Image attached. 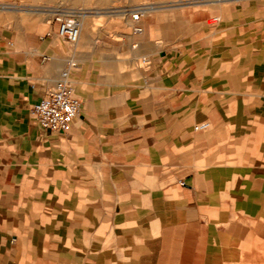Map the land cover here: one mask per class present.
I'll use <instances>...</instances> for the list:
<instances>
[{"label": "crops", "instance_id": "1", "mask_svg": "<svg viewBox=\"0 0 264 264\" xmlns=\"http://www.w3.org/2000/svg\"><path fill=\"white\" fill-rule=\"evenodd\" d=\"M219 14L133 45L128 77L55 26L0 28V264H264V0ZM66 69L81 115L49 132L31 108Z\"/></svg>", "mask_w": 264, "mask_h": 264}, {"label": "rangeland", "instance_id": "2", "mask_svg": "<svg viewBox=\"0 0 264 264\" xmlns=\"http://www.w3.org/2000/svg\"><path fill=\"white\" fill-rule=\"evenodd\" d=\"M206 1L208 0H0V28L19 30L22 26H29L45 30L55 26L57 31L59 20L66 17L63 15L68 14L79 20L81 17H78L80 14L77 12H85L87 20L83 26L86 28L88 23H93L91 28L94 31L89 30L85 34L82 42L84 46H72L57 32L59 42L70 51L76 49L79 54L93 53L100 45L104 46V55L117 56L121 72L124 77H128L136 69L144 70L148 66L142 60L132 62L133 55L137 56V49L133 50V45H140L143 40L162 45L165 33H171L173 41L179 40L199 25L214 24L215 19L220 18V9L235 7L247 0ZM152 3H155L156 9L133 20L134 15L140 14L139 9L144 4ZM49 12L56 15H49ZM148 19H151L150 22L145 23ZM81 22L83 23L82 18ZM135 29H142V32ZM114 49H120L121 52L114 54ZM231 148L239 151L243 145L236 143ZM217 162L242 163L243 160L219 159Z\"/></svg>", "mask_w": 264, "mask_h": 264}, {"label": "built area", "instance_id": "3", "mask_svg": "<svg viewBox=\"0 0 264 264\" xmlns=\"http://www.w3.org/2000/svg\"><path fill=\"white\" fill-rule=\"evenodd\" d=\"M135 31L142 32V29ZM57 32L72 46H76L80 36L79 20L71 15L60 19ZM50 59V56L43 57L44 62ZM143 62L148 65L146 59ZM69 74V69L64 70L54 87L32 105L31 115L46 131L68 134L81 115V102L70 83ZM208 126L209 124L203 125L197 129H205Z\"/></svg>", "mask_w": 264, "mask_h": 264}, {"label": "bare ground", "instance_id": "4", "mask_svg": "<svg viewBox=\"0 0 264 264\" xmlns=\"http://www.w3.org/2000/svg\"><path fill=\"white\" fill-rule=\"evenodd\" d=\"M153 4L152 5H149V6H142V8H140L139 9V11H140V14L139 15H137V16H142L145 12H147L148 10H150L151 8H153ZM79 14H80V16H78V17H81L82 18V21H83V23L81 22V18H79V27H80V35H81V31L83 30V28H84V22L87 20L86 19V16L84 15L85 14V12H79ZM83 14V15H82ZM63 16H68V14H65V15H63ZM79 38H80V36H79ZM203 125H207V124H203ZM203 125H200V126H198L197 128H200L201 126H203Z\"/></svg>", "mask_w": 264, "mask_h": 264}]
</instances>
